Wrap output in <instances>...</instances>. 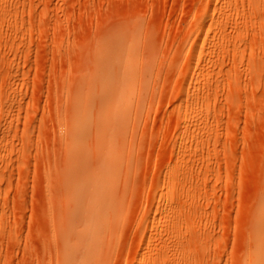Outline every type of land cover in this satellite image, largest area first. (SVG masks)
<instances>
[{
  "label": "rangeland",
  "instance_id": "1",
  "mask_svg": "<svg viewBox=\"0 0 264 264\" xmlns=\"http://www.w3.org/2000/svg\"><path fill=\"white\" fill-rule=\"evenodd\" d=\"M77 150L119 162L96 264H249L264 0H0V264L82 261Z\"/></svg>",
  "mask_w": 264,
  "mask_h": 264
},
{
  "label": "bare ground",
  "instance_id": "2",
  "mask_svg": "<svg viewBox=\"0 0 264 264\" xmlns=\"http://www.w3.org/2000/svg\"><path fill=\"white\" fill-rule=\"evenodd\" d=\"M110 39H111L110 41L112 42V38ZM111 42L107 46H110L111 44L112 50H114L113 46L115 45L116 47V44H112ZM110 50L111 49H109V51ZM115 50L117 51V49ZM113 52L114 51L110 52L111 56L112 55L114 56ZM109 59L110 60H108L109 62L108 65L111 63V61L113 64L114 58L110 57L109 55ZM79 153L80 152L78 150L70 152L71 163H70V172H69L67 185L70 189V193L76 194L77 198L75 199L76 201L71 204L70 210L68 212L69 213L68 216L71 215L73 216V218H75V220L77 219L78 222H80V225L82 224L81 226H84L85 224V230H83L84 228L82 229L83 231L77 230L79 231L78 237L80 236L79 234H81V232L83 233L84 231L85 233L83 234L85 235H81L83 240H84V236H85V240H87V238L90 236V238L87 240L89 241L87 242V247L86 249L84 248L85 252L81 255L82 256L81 258L83 259H80L82 261L79 264H96L99 259L97 258L95 261V257L96 255L100 254L98 253V249L99 252L102 250V248L100 250L101 245L99 244V241L101 240L102 236H104L105 234L109 232L111 233L114 232L115 230L114 228L117 226V222L114 217L115 212H113V209L117 211L116 207L118 204H115L116 200L114 199L116 198L115 196H117L119 193V192L117 193L118 188L116 185V176L117 173L119 172L117 164L119 162L116 159L117 157H114L115 155L111 154V156L112 155L113 156L110 157L111 158L110 160L105 159L106 161L102 162L100 159L96 158V159H91L93 162L92 164H90L87 163L88 159H85L84 154L82 156V152L80 154ZM89 166L94 167L93 169L95 171V175L93 177V181H91L90 178L85 174L86 168ZM118 186H120V184ZM262 186L264 190V185ZM123 188H125V186H123ZM123 190L125 189H122V191ZM78 200L80 203V207L75 208L77 207ZM257 209L259 211H257L258 212V214H256L257 216L254 215L255 217L254 221L251 222L252 226L250 225L251 223L249 224L250 225L249 230H251L250 233L251 244H250V250L248 256L249 264H264V194L263 197H261V201L259 202ZM69 218L72 219V217ZM69 221L67 222L68 223L67 226L69 227L67 229V235L69 237V243H72L73 240L75 239L77 240L76 238L77 233H75L74 231L75 225L72 224L74 222L69 223ZM87 228L89 229V232H87ZM81 236L79 237L80 240H81ZM79 242L80 241H78V243ZM78 243L76 244L77 246L83 243V241H81V243L79 244ZM71 249H73V247ZM103 251L105 252V250ZM70 252L71 250L68 251L69 253L68 256L70 255Z\"/></svg>",
  "mask_w": 264,
  "mask_h": 264
}]
</instances>
